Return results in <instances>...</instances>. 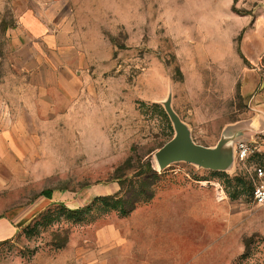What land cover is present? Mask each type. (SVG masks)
<instances>
[{
  "label": "rangeland",
  "instance_id": "rangeland-1",
  "mask_svg": "<svg viewBox=\"0 0 264 264\" xmlns=\"http://www.w3.org/2000/svg\"><path fill=\"white\" fill-rule=\"evenodd\" d=\"M89 2L83 43L38 45L0 4V214L27 218L0 264H264L246 168L264 152L227 171L154 157L168 94L204 146L264 112V0Z\"/></svg>",
  "mask_w": 264,
  "mask_h": 264
},
{
  "label": "crops",
  "instance_id": "crops-1",
  "mask_svg": "<svg viewBox=\"0 0 264 264\" xmlns=\"http://www.w3.org/2000/svg\"><path fill=\"white\" fill-rule=\"evenodd\" d=\"M10 1L17 5L16 36L13 39L18 44L83 43L84 38L88 37L85 29L90 25V13L98 9L96 2L91 4L90 0H0V4ZM17 75H24L20 67ZM17 85V91L25 90L24 85ZM255 123H264V117L255 119L254 127ZM260 136L264 139V135ZM51 196L43 197L50 199ZM17 216L0 214V247L11 241L19 233L20 227L26 224L27 218L24 215Z\"/></svg>",
  "mask_w": 264,
  "mask_h": 264
},
{
  "label": "water",
  "instance_id": "water-1",
  "mask_svg": "<svg viewBox=\"0 0 264 264\" xmlns=\"http://www.w3.org/2000/svg\"><path fill=\"white\" fill-rule=\"evenodd\" d=\"M173 129L174 135L154 153L159 169H165L174 162H186L210 171H227L234 165L235 145L241 141H253L255 135H264V123L254 120L264 117V112L224 133L214 146L196 143L186 123H184L171 106V95L162 102Z\"/></svg>",
  "mask_w": 264,
  "mask_h": 264
},
{
  "label": "built area",
  "instance_id": "built-area-1",
  "mask_svg": "<svg viewBox=\"0 0 264 264\" xmlns=\"http://www.w3.org/2000/svg\"><path fill=\"white\" fill-rule=\"evenodd\" d=\"M260 152H264V139L260 135L255 136L252 142H238L234 149V163L246 167V163ZM246 168L250 203L254 206L264 207V166L252 162L249 168Z\"/></svg>",
  "mask_w": 264,
  "mask_h": 264
},
{
  "label": "trees",
  "instance_id": "trees-1",
  "mask_svg": "<svg viewBox=\"0 0 264 264\" xmlns=\"http://www.w3.org/2000/svg\"><path fill=\"white\" fill-rule=\"evenodd\" d=\"M237 1H238V0H232V6H233V8H234V6H235V4H236ZM41 195H43V196H45V197H50V195H51V190H45V191L41 192ZM88 209H89V206H86V207H83V208H80V209L74 210V211H72V212H74V213H80V212L86 211V210H88Z\"/></svg>",
  "mask_w": 264,
  "mask_h": 264
}]
</instances>
